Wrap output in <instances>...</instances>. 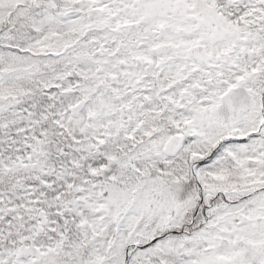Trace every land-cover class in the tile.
<instances>
[{"label": "snow or ice", "instance_id": "obj_1", "mask_svg": "<svg viewBox=\"0 0 264 264\" xmlns=\"http://www.w3.org/2000/svg\"><path fill=\"white\" fill-rule=\"evenodd\" d=\"M0 264H264V0H0Z\"/></svg>", "mask_w": 264, "mask_h": 264}]
</instances>
